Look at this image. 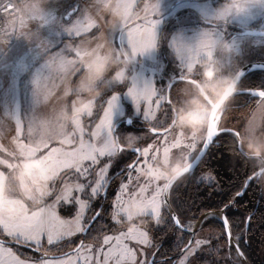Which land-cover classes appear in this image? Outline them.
Masks as SVG:
<instances>
[{"label":"rangeland","instance_id":"1","mask_svg":"<svg viewBox=\"0 0 264 264\" xmlns=\"http://www.w3.org/2000/svg\"><path fill=\"white\" fill-rule=\"evenodd\" d=\"M15 1L16 10L4 17L2 30V37L5 36L9 44H0V148L4 149L0 150V158L4 159H8L7 150L19 152L21 145L35 147V142L47 136L54 138L48 140V148H41L37 156L46 155L48 150L54 147L71 150L78 145L81 135L85 141L91 140L97 147L102 146L104 130H98L96 126L103 119L107 101L112 96L118 97L113 110L114 127L117 122H122L124 117L131 116L142 119L145 124H150L152 129H157L163 124L158 113L162 112L165 87L172 77L170 75L162 81L163 75L158 65L169 61L187 74H190L186 71L189 65L192 66L191 73L197 69L201 70V64L206 59L199 45L203 37L218 35L221 39L225 31L223 24L248 27L264 16V0H133L134 7L129 18L120 26L111 28L107 17L100 19L95 10L90 8L91 0H49L43 11L39 9L37 0H27L24 3L21 0ZM225 12L226 14L221 15ZM201 19L213 25H197ZM77 20L80 21V35H71L69 29ZM152 25L155 26L154 47L132 57L131 49L128 48L127 32L137 27L151 29ZM105 43L117 50H124L132 57V62L119 78L115 74L120 72V67L112 68L100 82L102 92L99 96L82 97L85 103L91 101L92 114L89 116L86 109L80 116V128L83 129L81 133L73 122L58 121L56 113L62 106L70 109L77 97L81 96L76 84L84 72L87 54L103 52ZM76 52L80 55L77 56ZM57 54H60L59 57ZM61 59L73 63L61 67ZM38 76H41L40 87L36 83ZM133 84L138 90L145 84H152L155 95L141 98L137 104L128 94ZM177 86L179 84L174 90ZM123 130L117 128L116 132L120 136V144L126 146V134H135L138 137L136 144H141L142 151L149 150L147 158L160 156L158 144L162 140L166 142V147L172 148L171 131L158 135L146 129L138 132ZM93 132H99V135L93 137ZM66 134L74 137L72 145H61L60 141ZM111 139L117 145L115 155L99 157V163L95 165L84 161V166L89 168L87 176L76 173L75 169L64 170L47 182L46 190L51 194L43 198V205L33 206L30 201H25L29 212L41 206L54 205L56 214L62 220L75 222L77 216L82 215L80 224L85 228L98 211L109 174L113 173L116 170L115 165L128 155L127 151L119 150L114 132ZM101 168H106V178L99 193L93 196L91 188L95 186L98 179L96 173ZM141 168L142 161L120 184L118 191L112 190L116 192L115 195L107 192L108 205H105L84 237L83 231L76 232L73 228L71 236H65L54 245H48L46 237H42L40 245L37 246L31 241H17L0 231V264H15L13 257L25 264H41L42 261L55 264L56 261H66L69 258L74 260L75 264H97V250L101 247L103 251L98 259L99 264H104V253L108 251L109 246L102 245L103 238L120 236L130 227L138 229V232L134 233L136 239H123L122 245H126L135 254L134 259L131 255L113 252L107 264H147L152 256H167L161 251L157 252L158 246L164 245L167 240L172 243L173 253L168 255L171 258L162 264H243L240 256L230 254L227 260L221 251L224 247L220 231L222 227L216 213L202 221L192 245L181 253L190 234L174 225L167 209L163 210L161 195L158 196V217L149 210L146 214L128 220L125 212L118 211L128 208L130 202L149 200L156 194L151 192V188L156 191L160 185H142L147 190L141 193L139 180L132 183L133 177L137 176L136 173L140 172ZM0 171L8 172V169L0 165ZM80 185H84L83 191L79 190ZM124 185L128 186L126 190H123ZM57 197H60L59 203H56ZM81 204L85 205L82 214ZM204 212L184 215L182 223L193 228ZM139 233L146 234L149 241L147 244L139 242L143 239ZM235 236L238 238V234ZM82 238L84 242L78 248L79 256L76 250L67 253L75 248ZM197 240L203 243L197 246ZM259 240L262 242L252 244L254 255L245 258L246 264H264V236ZM112 244H115V240ZM44 253L59 255L51 257L44 256ZM65 253L69 255L65 256ZM85 257L91 258L86 260Z\"/></svg>","mask_w":264,"mask_h":264},{"label":"flooded vegetation","instance_id":"2","mask_svg":"<svg viewBox=\"0 0 264 264\" xmlns=\"http://www.w3.org/2000/svg\"><path fill=\"white\" fill-rule=\"evenodd\" d=\"M199 22L200 24L213 25L205 19H201ZM263 24L264 16L261 20L252 23L248 27H241L228 23L223 24L225 25V31L223 38L220 40L226 41L232 49L227 55L217 53L225 74L237 73L242 67L249 63H262L264 65ZM244 30H249L251 33H243ZM200 72L201 70L197 69L194 73L187 74L179 68H176L169 61L166 63L163 62L161 71L163 75V78H161L162 81L170 75H172V77L169 78L166 87L163 84L165 87V103L162 107V112L158 113V117L163 121L162 126L157 129H152L150 124H145L142 119L126 116L122 122L119 121L120 125L118 128H122V130H135V132L146 129L148 132L158 135H163L171 131L173 132L172 138L170 137L172 144L179 139L181 145L179 148H170L169 157L183 154L187 157L188 163L193 162L192 158L198 157L207 141L208 123L205 124L202 131L198 132L195 137L190 130L182 129L176 124H173L172 128L165 133H154V130L166 129L174 121V110L181 100L180 89L185 86L187 81L177 80L171 87L168 99L167 89L170 82L179 77L199 80ZM178 84L179 86L174 90L175 86ZM261 91H264V67L249 71L238 81L235 94L231 95L226 103L223 102L218 110L221 111V115L216 125L217 134L213 137L212 142L209 143L194 168L179 177L173 183L169 191L170 203L178 214L181 222L183 221L184 215H194L197 212H206L209 210H224L234 240L245 258H251V256L254 255L251 250L253 243L249 242L247 233L249 229H256L260 225L257 221L261 209H264V181L254 176L256 172V169H254L255 162L248 158V154L244 152L242 148L238 149L236 133L244 126L245 121L258 107L259 103L264 101V97L258 95ZM220 98L211 102V106L208 110L209 115L212 114L213 106ZM163 109H165L164 112ZM162 141L158 144V146L160 145V156L156 157L157 161L164 159V151L162 148L166 147V142ZM191 144H195V148L187 147ZM137 148H139V154L136 150ZM122 150L127 151L128 155L115 165L116 170L109 174L108 181L111 179V182L107 188L106 194H104V188L107 183L103 188L101 203L98 207L100 213L105 205H108V193L110 195H115L116 192L114 193L112 190L118 191L120 184L130 176L133 169L140 161H142V168L140 172L136 173L137 176L133 177L132 183L139 180L138 184H141V187L142 185L147 187L160 185L159 187L163 188L164 184L168 182L166 179L161 178L156 180L154 177H149L147 175L148 164H146L145 161L153 165H155L156 162H153L151 157L147 158L142 155L143 151L141 144H135L134 148L123 146ZM136 159V163L130 167ZM247 181L249 182L247 183ZM242 191L243 193L238 195ZM151 192L156 191L151 188ZM163 194L164 191L160 193L162 202ZM261 205L263 206L262 208ZM165 209L167 208L163 202V210ZM209 216H213V214ZM217 217H219L220 226L222 227L220 228L222 229L221 240L224 247L221 248V251L224 252L227 260L231 256L230 254L239 256L233 244L229 243L221 217ZM235 234H238V238ZM162 245L163 244H160V246H158L157 252L162 249ZM165 258L171 257L167 255L154 258V264H162L163 261H166ZM175 260L176 259H172V261Z\"/></svg>","mask_w":264,"mask_h":264},{"label":"clouds","instance_id":"3","mask_svg":"<svg viewBox=\"0 0 264 264\" xmlns=\"http://www.w3.org/2000/svg\"><path fill=\"white\" fill-rule=\"evenodd\" d=\"M48 2L49 0H37L39 9L43 11ZM133 7V0H91L90 4L97 17L108 18L111 28L124 23ZM223 14L226 12L221 15ZM5 43L6 41L0 40V44ZM199 45L206 58L201 64L200 79L189 80L180 89L181 100L174 110L175 124L182 129L190 130L193 136L201 132L207 123L211 102L223 96L226 103L231 95L235 94L239 76V73L225 74L217 56V53L227 55L232 51L226 41L209 35L203 37ZM103 48V52L87 54L84 72L76 84L81 96L77 97L70 109L62 106L58 110L56 113L58 121L71 123L77 117L80 118L83 114L81 109L87 104L82 97L99 96L102 92L100 82L113 67L119 66L120 72L123 73L130 66L132 57L124 50H117L107 43ZM229 89L230 94L226 95ZM236 136L238 149L242 148L248 154V158L255 162L254 176L264 181V101L259 103ZM137 140L138 137L133 133L125 136L128 148H134ZM7 157L8 159L0 158V165L8 169V172L0 171V215L14 216L20 210L21 204L25 206V201H30L33 206L40 203L41 193L37 177L44 174L45 161L42 156H33L26 151L7 150ZM186 163L181 154L157 161L153 167L163 175L171 177L176 171L182 172ZM130 207L134 216L144 214V210L136 203H132Z\"/></svg>","mask_w":264,"mask_h":264},{"label":"snow or ice","instance_id":"4","mask_svg":"<svg viewBox=\"0 0 264 264\" xmlns=\"http://www.w3.org/2000/svg\"><path fill=\"white\" fill-rule=\"evenodd\" d=\"M80 21L77 20L76 23L69 29V33L71 35H80L79 25ZM127 40H128V48L131 49L130 53L132 57H134L137 53H143L146 50L154 47L155 44V26L152 25L151 29L140 27L135 28L132 31L127 32ZM60 54H57L59 57ZM76 55H80L79 52H76ZM73 61H64L61 59L60 66L64 67L66 64L70 65ZM189 73L192 71V66L189 65L186 69ZM116 77L119 78L124 73L117 72ZM183 78V77H182ZM37 86H41V76L37 77L36 80ZM129 96L132 98L134 102L139 104L141 98H147L151 95H155V89L152 87V84H145L143 88H138L133 84L131 88L128 90ZM230 94V89L226 93ZM260 97H264V91L258 93ZM118 100L117 96H112L110 100L107 101V109L104 111L103 119L100 120V123L96 126L98 130H104V136L102 139V146L97 147L96 144L92 143L91 140L85 141L83 136L79 139L78 145L71 150H64L62 147H54L48 150L46 155H42L45 161V169L44 174L37 177V181L40 185V193L41 199L38 205H43V198L46 195H50L51 193L47 191V182L49 180H53L57 177L61 172L66 169H75V172L87 176L89 174V168L84 166V161H90L92 165L99 163V157L104 156H113L115 155L117 145L111 139L112 133L114 131L113 125V110L116 107ZM90 116L91 112V101L83 106L81 111L85 112ZM219 117L217 113L208 114L207 123V141L204 144V149L208 147V144L212 142L213 137L217 134L216 123ZM175 124V121H173ZM73 124L83 133V129L80 128V118L77 117L73 120ZM93 137L99 135V132H93L91 134ZM195 137V136H194ZM52 139V136L41 137L39 141L35 142V147L32 146H23L21 145V151H26L29 154L35 156L41 148H48V140ZM61 145L69 144L72 145L74 143V137L71 135H65L64 138L60 141ZM181 145V141L177 139L174 144L171 145L172 148H179ZM189 148H195V144L188 145ZM170 148H164V159L169 157ZM148 149H144L142 155L148 156ZM183 155V154H182ZM185 160L187 161V157L183 155ZM192 163H186L185 168L181 171H176L175 175L169 177L163 175L158 170L153 167L152 163H148L147 175L149 177H154L156 180L161 178L166 179L168 183L164 184L163 188L157 187L156 194L151 197L149 200H142L140 202H130L128 208L120 209L118 211H123L127 214V219L132 220L134 215L131 211L130 205L132 203H136L137 206L141 207L144 210V214H146L149 210H151L155 215L159 216V201L158 196L164 190L168 189L171 186L173 180L177 177H180L184 173H188L190 169L194 167L196 161L199 160V157L192 158ZM153 162H157V158L155 156L152 157ZM10 166V165H9ZM139 171V169H137ZM105 172L106 168H101L99 172L96 173L98 177L95 182V186L91 188V193L93 196L97 195L100 189L103 187V182L105 180ZM127 185L123 186V190L127 189ZM84 185L79 186V190L83 191ZM67 190V189H65ZM147 189L146 187H141L140 192L143 193ZM60 197H57L56 203H59ZM85 208L84 204H81V214L83 213ZM99 215V213H97ZM82 219V215H78L75 222H69L62 220L55 212L54 205H46L41 206L35 211L29 212L28 208L24 205H20V210L14 216H5L0 215V231H3L7 236L15 238L17 241H31L37 246L40 245L41 238L46 237L48 245H54L59 240L63 239L65 236H71L73 234V228L76 232L86 231L85 228L81 227L80 221ZM179 226V221H176ZM225 226L227 227V218L224 220ZM138 232V229L129 228L126 233H121L120 236H105L102 241V245L109 246L108 251L104 253V264H107L110 255L113 252H120V254H128L131 255L134 259V253L131 252L130 249L127 248L126 245H122L123 239H136V235L134 233ZM143 239L139 242L147 244L149 241L147 240V236L145 233H139ZM115 240V244H112V241ZM202 241L197 240L196 244L199 246L202 244ZM39 250V247H38ZM91 251V248L88 249ZM103 251V248L97 250V264H99V254ZM77 256L80 254V249H76ZM9 254L11 255V251L9 250ZM69 254L65 253V256ZM91 257H85L86 260ZM15 264H25V262L19 260L16 257H13ZM41 264H51L49 261H42ZM55 264H75V261L69 258L68 260H59L56 261Z\"/></svg>","mask_w":264,"mask_h":264},{"label":"water","instance_id":"5","mask_svg":"<svg viewBox=\"0 0 264 264\" xmlns=\"http://www.w3.org/2000/svg\"><path fill=\"white\" fill-rule=\"evenodd\" d=\"M243 33H251V32H250L249 30H244ZM260 67H264V65H263L262 63H249V64L245 65L244 67H242V68L237 72V73H239L238 81H239V80H240V79H241L246 73H248L249 71L254 70V69H257V68H260ZM177 80H186V81H189V80H191V79L186 78V77H183V78H182V77H179V78L174 79L173 81H171L170 84H169V86H168V89H167V96H168V99H169V93H170L171 87H172V85H173ZM223 102H224V97L221 96V98L218 100V102H216V103L214 104L213 109H212V112H211L212 114L217 113V116H218L219 118H220V115H221V111H218V110L220 109V106L223 104ZM218 120H219V119H218ZM218 120H217V122H218ZM173 124H174V123L172 122L171 125H170L168 128L163 129V130H154V133H165V132L169 131V130L172 128ZM119 125H120V122H117L116 125H115V127H114V131H113V132L116 134V135H115V138H116V142H117V144H118V146H119V150H122L123 146L120 144L119 135L116 133V132H117V128H118ZM216 125H217V123H216ZM208 145H209V144H208ZM136 150L138 151V154H139V148H137ZM205 150H206V149L203 148V150H202V151L200 152V154L198 155L199 158L203 155V153L205 152ZM137 159H138V156H137ZM137 159H136V160L130 165V167H132V166L136 163ZM197 162H198V161L195 162L194 166L196 165ZM191 163H192V162H191ZM193 168H194V167H193ZM193 168H192V169H193ZM190 170H191V169H190ZM184 174H185V173H184ZM182 175H183V174H182ZM182 175H181V176H182ZM181 176H180V177H181ZM178 178H179V177H178ZM178 178H176L175 180L172 181L171 186L173 185V183H174ZM110 182H111V179L107 182V184H106V186H105V188H104V194H106V191H107V188H108ZM248 182H249V181H247V183H248ZM167 183H168V182H167ZM246 185H247V184H246ZM171 186H170L168 189L164 190V194H163V202H164V204H165V206H166V208H167V211H168L169 214L171 215V217H172V219H173L175 225H176L179 229H181L182 231H184V232L190 234V238H189L187 244L182 248V251H181V253H184V252H185V251L191 246V244L193 243L196 231L199 229L200 224L202 223V221H203L207 216H209V215H211V214H214V213L218 214V215L221 217V220L223 221L224 226H225L224 220H225V218H227V216H226L224 210H221V211L209 210V211L204 212L202 215H200V217H199L198 220H197L196 225H195L193 228H191V227H187L186 225H184V224L181 222V220H180L179 217H178V214H177L176 211L173 209V207H172V205H171V203H170L169 191H170V189H171ZM242 193H243V191L240 192L238 195H241ZM97 213L100 214V211L98 210V211L93 215V217L90 219V221L88 222V224L86 225V227H85L86 231H83V237L87 234V232L89 231V229L92 227L93 223H94V222L96 221V219L98 218L99 215H97ZM177 220L179 221V226H178L177 223H176ZM227 222H228V223H227V227L225 226V230H226V233H227V236H228V239H229V243H230V244H231V243L233 244V246L236 248V250H237L239 256L242 258V262H243V264H246L245 256L243 255L242 251L239 249V247H238V245L236 244V242H235V240H234V237H233V235H232V232H231V228H230V224H229L228 219H227ZM83 242H84V238H82V239L80 240V242L77 244V246H75V248H73L72 250L68 251L67 253H70V252L75 251L76 249H78V248L83 244ZM43 255H44V256H51V257H53V256H58L59 254H58V255H54V254H51V255H50V254L44 253ZM167 259H168V258H165V260H167ZM147 264H154V257H153V256L149 259V261H148Z\"/></svg>","mask_w":264,"mask_h":264},{"label":"trees","instance_id":"6","mask_svg":"<svg viewBox=\"0 0 264 264\" xmlns=\"http://www.w3.org/2000/svg\"><path fill=\"white\" fill-rule=\"evenodd\" d=\"M262 207L263 206L261 205V208ZM257 222L260 224L258 228H256V229L255 228H251V229L248 230L247 238L249 239V242L250 243H254V242L255 243L256 242L257 243H260V242H262V241L259 240V238H262V236H264V234H263L264 233V209H261V211L259 213V218H258V221ZM220 231L222 232V229H220ZM160 251L163 252V255H170V254H172L173 253V249H172V243H171V241H168L167 240L165 242V244L162 245V249ZM163 263H165V261H163Z\"/></svg>","mask_w":264,"mask_h":264},{"label":"built area","instance_id":"7","mask_svg":"<svg viewBox=\"0 0 264 264\" xmlns=\"http://www.w3.org/2000/svg\"><path fill=\"white\" fill-rule=\"evenodd\" d=\"M16 7L17 1L15 0L0 1V40L6 41L5 44H9V42L2 37V30L4 29V17L14 12L16 10Z\"/></svg>","mask_w":264,"mask_h":264},{"label":"crops","instance_id":"8","mask_svg":"<svg viewBox=\"0 0 264 264\" xmlns=\"http://www.w3.org/2000/svg\"><path fill=\"white\" fill-rule=\"evenodd\" d=\"M26 1H27V0H21L22 3L26 2ZM197 25H200V23H198ZM2 35H3V34H2ZM3 37H5V36H3ZM214 38L219 39V36H218V35H214ZM5 39L7 40L6 37H5ZM162 67H163V64L158 65V69H159L160 72L162 71ZM158 69H157V70H158Z\"/></svg>","mask_w":264,"mask_h":264}]
</instances>
